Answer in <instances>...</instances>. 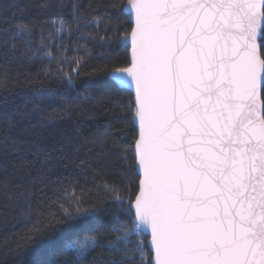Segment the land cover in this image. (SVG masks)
<instances>
[{"label":"snow or ice","instance_id":"obj_1","mask_svg":"<svg viewBox=\"0 0 264 264\" xmlns=\"http://www.w3.org/2000/svg\"><path fill=\"white\" fill-rule=\"evenodd\" d=\"M16 7L21 18L0 27L6 60L46 62L42 82L74 87L83 75L102 95L126 94L113 106L135 132L114 174L89 164L91 186L52 189L28 240L76 229L67 264H264V0H120L127 19L103 34L75 2L70 22L45 19L39 32ZM10 87L5 70L0 91ZM97 162L110 163L103 152ZM104 213L101 240L81 226Z\"/></svg>","mask_w":264,"mask_h":264},{"label":"trees","instance_id":"obj_2","mask_svg":"<svg viewBox=\"0 0 264 264\" xmlns=\"http://www.w3.org/2000/svg\"><path fill=\"white\" fill-rule=\"evenodd\" d=\"M74 2L85 20H100L101 34L104 27L121 25L127 19L112 7L120 0H64L62 8L56 7L57 0H0V27L14 25L21 18L16 6L26 9L22 18L35 24L37 32L45 19L62 15L70 22ZM45 3L49 5L47 17L41 15ZM79 36L80 32L73 35L72 46ZM88 47L94 54L101 51L91 43ZM4 51L0 49V73L7 71L11 87L0 91V264H67L70 257L63 251L64 240L76 229L64 224L45 227L31 242L28 234L40 208H47L48 196L61 181L78 179L79 193L94 183L89 164L110 174L121 167L117 156L129 148L135 132L122 119L119 107L113 105L126 94L102 95L83 75L74 87L42 82L46 62H9ZM9 123L14 125L12 129ZM102 140L106 143L101 144ZM101 152L110 162L107 166L97 162ZM85 171L89 172L87 181L82 174ZM45 185L49 186L47 194L41 191ZM109 219L104 213L102 219L81 227L99 228L103 240L108 235Z\"/></svg>","mask_w":264,"mask_h":264}]
</instances>
